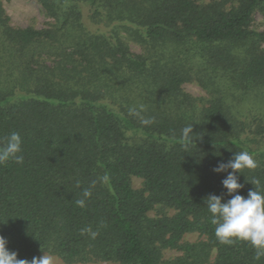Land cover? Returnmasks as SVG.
Wrapping results in <instances>:
<instances>
[{
	"label": "trees",
	"instance_id": "obj_1",
	"mask_svg": "<svg viewBox=\"0 0 264 264\" xmlns=\"http://www.w3.org/2000/svg\"><path fill=\"white\" fill-rule=\"evenodd\" d=\"M34 1L50 19L42 29L12 26L0 3V145L19 132L24 158L0 164L9 251L64 264H264L247 242H219L204 204L231 198L213 169L240 151L257 167L238 174L239 194L264 193V0Z\"/></svg>",
	"mask_w": 264,
	"mask_h": 264
},
{
	"label": "clouds",
	"instance_id": "obj_2",
	"mask_svg": "<svg viewBox=\"0 0 264 264\" xmlns=\"http://www.w3.org/2000/svg\"><path fill=\"white\" fill-rule=\"evenodd\" d=\"M148 123V121H145ZM193 133V127L188 126L182 130V134L188 137ZM22 137L19 132L13 131L8 134L5 141L0 145V164L14 161L17 164L23 163ZM257 167L255 159L247 152H236L232 159L227 163H219L213 172L227 173L226 178L222 180L223 188L226 190L230 199L224 200L222 196L209 195L204 200L208 212L211 214V223L215 225V236L223 244H233L236 241L247 242L256 253V258L264 256V193L254 188L248 191L247 196L239 194L243 185L239 182L238 174L242 170H252ZM231 170V171H229ZM106 181L107 176L102 178ZM260 181L254 179L251 184H259ZM96 181L92 182L89 188L83 190V197L91 196V187H94ZM79 186V185H78ZM77 199L76 205L85 207L86 200ZM87 232L91 238L97 236V232L91 228L82 229V233ZM8 241L0 236V264H54V257L43 252L40 257H33L30 261L27 259H18L16 252L9 251Z\"/></svg>",
	"mask_w": 264,
	"mask_h": 264
},
{
	"label": "rangeland",
	"instance_id": "obj_3",
	"mask_svg": "<svg viewBox=\"0 0 264 264\" xmlns=\"http://www.w3.org/2000/svg\"><path fill=\"white\" fill-rule=\"evenodd\" d=\"M203 1L206 2L210 0ZM0 3L2 5L3 10L10 18L12 26L22 28L33 27L36 29H42L46 27L48 22H50V19L44 16L42 9L34 0H0ZM255 26L258 30L264 29V20L260 16L257 17ZM130 49L133 53H140L139 47L135 44H130ZM183 89L187 94L192 97H205L204 91L199 88L195 83H185L183 85ZM132 184L135 189H139L141 187V180L138 178H134ZM184 238L190 243L203 239L196 233L188 234ZM173 255H175V253L173 252L167 253V257ZM54 264L64 263L54 257Z\"/></svg>",
	"mask_w": 264,
	"mask_h": 264
}]
</instances>
